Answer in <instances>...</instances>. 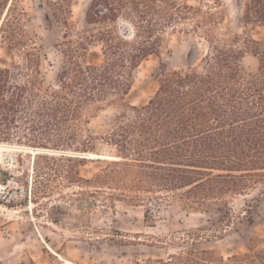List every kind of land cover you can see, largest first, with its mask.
I'll return each instance as SVG.
<instances>
[{
  "label": "trees",
  "instance_id": "1",
  "mask_svg": "<svg viewBox=\"0 0 264 264\" xmlns=\"http://www.w3.org/2000/svg\"><path fill=\"white\" fill-rule=\"evenodd\" d=\"M14 1L0 26L2 43L16 59L0 66V142L60 152L40 156L49 162V180L63 177L92 194L147 206V221L156 217L153 205L159 209L173 201L185 211L217 206L225 212L223 223L240 219L230 213L229 199L244 194L253 178L264 182V39L217 36L214 27H205L211 17L187 1L91 0L85 17L91 27L78 30L70 20L73 0H45L49 26L62 31L56 42L62 63L47 81L41 70L44 46ZM241 1L244 26H264V0ZM120 19L132 32L115 27ZM181 24L208 37L201 64L168 70L162 62L155 95L142 106L127 103L136 70ZM95 42L102 46L100 62L88 59ZM247 53L258 60L255 72L244 66ZM119 103L126 109L102 137L116 158L86 178L80 167L88 158L78 154L95 151L96 142L84 127L106 105ZM39 191L32 187L30 195L36 198ZM188 234L190 242L198 241L196 233ZM147 263L264 264V244L227 260L214 249L191 247Z\"/></svg>",
  "mask_w": 264,
  "mask_h": 264
},
{
  "label": "rangeland",
  "instance_id": "2",
  "mask_svg": "<svg viewBox=\"0 0 264 264\" xmlns=\"http://www.w3.org/2000/svg\"><path fill=\"white\" fill-rule=\"evenodd\" d=\"M180 1L202 7V15L207 13L211 17L205 27H214L217 36L232 40L246 36L264 39V26H244L241 0ZM12 2L0 0V26ZM14 2L18 13H27L23 18L28 31L44 46L42 75L47 81L52 80L62 63L56 47L61 28L57 24L49 26L47 15L51 10L45 0ZM90 2L73 0L70 20L78 30L91 27L85 19ZM182 24L166 33L160 52L149 56L136 70L127 103L142 106L155 95L162 62L168 70H187L201 64L209 51L208 37ZM187 24L190 27L194 23ZM115 27L122 33L132 32L130 23L124 19ZM101 47L98 42L90 46L89 61H101ZM15 60L0 38V66H12ZM243 63L247 71L257 70L258 60L250 53ZM125 109L122 103L106 105L91 118L84 133L95 138L96 149L87 153L115 157V149L102 137L113 129ZM3 143L23 149L3 152L0 159V264H70L67 261L72 264H148L150 258H167L171 253L191 247L214 249L217 258L227 260L233 254L248 251L251 246L264 244V182L261 177L253 178L244 194L229 199L230 213L240 217L234 224L223 223L225 212L217 206L209 212L185 211L175 201L159 209L153 205L156 217L147 221V206L129 203L119 196L107 199V195L92 194L90 188L70 186L63 177L49 180V162L40 156L60 152L33 154L30 148H41L0 142ZM111 159L88 158L80 172L91 178ZM26 182L29 189L24 185ZM32 187L41 190L36 198L30 195ZM45 190L49 193H42ZM191 232L198 238L194 244L190 242L192 237H188ZM185 238L189 242H183Z\"/></svg>",
  "mask_w": 264,
  "mask_h": 264
},
{
  "label": "bare ground",
  "instance_id": "3",
  "mask_svg": "<svg viewBox=\"0 0 264 264\" xmlns=\"http://www.w3.org/2000/svg\"><path fill=\"white\" fill-rule=\"evenodd\" d=\"M23 148H20V147H16V146H13V145H9V144H0V159H2V153L3 152H13V151H19L21 150L22 151ZM27 150V149H26ZM30 152H32L33 154H38L39 152H42L40 151L39 149H32L30 148L29 149ZM96 157H101V158H116V157H113V156H106V155H98L96 153H91L90 155V158L91 159H95ZM62 258V257H61ZM67 263H70L72 264L70 261H67Z\"/></svg>",
  "mask_w": 264,
  "mask_h": 264
},
{
  "label": "water",
  "instance_id": "4",
  "mask_svg": "<svg viewBox=\"0 0 264 264\" xmlns=\"http://www.w3.org/2000/svg\"><path fill=\"white\" fill-rule=\"evenodd\" d=\"M37 150V149H36ZM42 152L39 153H57V151H52L50 149H39ZM78 155H82V157H86V158H90L91 153H86V154H78ZM96 158H101V157H96Z\"/></svg>",
  "mask_w": 264,
  "mask_h": 264
}]
</instances>
